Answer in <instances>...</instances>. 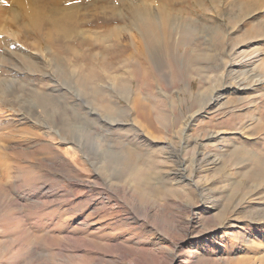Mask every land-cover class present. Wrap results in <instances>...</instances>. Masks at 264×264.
<instances>
[{
    "label": "rangeland",
    "instance_id": "obj_1",
    "mask_svg": "<svg viewBox=\"0 0 264 264\" xmlns=\"http://www.w3.org/2000/svg\"><path fill=\"white\" fill-rule=\"evenodd\" d=\"M52 1L0 0V264H264V0Z\"/></svg>",
    "mask_w": 264,
    "mask_h": 264
},
{
    "label": "bare ground",
    "instance_id": "obj_2",
    "mask_svg": "<svg viewBox=\"0 0 264 264\" xmlns=\"http://www.w3.org/2000/svg\"><path fill=\"white\" fill-rule=\"evenodd\" d=\"M19 2H20V4L23 2V0H18ZM30 1V0H29ZM85 1V0H84ZM88 1V0H87ZM108 3H106L107 5H105V2L102 0V2H101V0H92V2L91 3H93V4H96V3H98V5L99 6H105V7H111V6H113V5H111V3L112 2H109V0L107 1ZM125 2H126V0H125ZM87 3V2H86ZM35 5H36V9L35 10H37V12L39 11V13H41L42 12V14L44 13V12H46L47 10L50 12L51 11V13L52 12H54V13H56L57 12V10H59L60 8L56 5V4H54L53 3V1L52 0H35ZM86 5V4H85ZM82 6H84V4H83V2L81 3V1H78V2H76V3H71V5L69 6V7H66L65 9L67 10V9H69V10H75V9H79L80 10V8L82 7ZM87 7H88V5H86ZM98 8V7H97ZM102 8V7H101ZM104 8V7H103ZM113 8V7H112ZM111 8V9H112ZM116 9H118V8H116ZM31 10H32V6H31ZM34 10V9H33ZM63 10V9H62ZM135 10V9H134ZM41 11V12H40ZM160 11V10H159ZM163 12V11H162ZM57 14V13H56ZM143 14V13H142ZM250 14V13H249ZM157 15H159V14H157ZM28 16V15H27ZM154 16V15H153ZM179 16V15H178ZM255 16V15H254ZM141 17V16H140ZM156 17V16H155ZM142 18V17H141ZM146 18V17H145ZM178 18V17H177ZM161 20V19H160ZM262 20L261 21H259V23L257 24V25H263L262 23ZM193 23H194V21H193ZM192 24V23H191ZM187 26V25H186ZM192 27H194V26H192ZM214 29V28H213ZM153 36V35H152ZM256 54V53H255ZM256 56H258V54H256ZM255 58V57H254ZM261 58V57H260ZM257 59V58H256ZM261 60V59H260ZM259 60V61H260ZM263 60V59H262ZM263 67V66H262ZM120 85H119V87L121 88V89H124V83L123 82H121V83H119ZM210 137H211V139L212 140H215L216 141V139L218 140L219 139V137H221L220 136V134H218V133H215V134H212V135H210ZM226 143H228L229 142V138L228 139H226V141H225ZM225 143V144H226ZM217 248V247H216Z\"/></svg>",
    "mask_w": 264,
    "mask_h": 264
}]
</instances>
